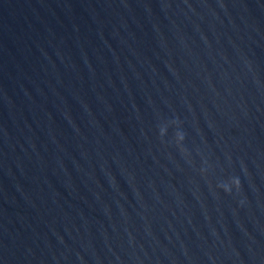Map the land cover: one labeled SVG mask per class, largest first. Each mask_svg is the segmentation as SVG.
Returning <instances> with one entry per match:
<instances>
[{
  "label": "water",
  "instance_id": "1",
  "mask_svg": "<svg viewBox=\"0 0 264 264\" xmlns=\"http://www.w3.org/2000/svg\"><path fill=\"white\" fill-rule=\"evenodd\" d=\"M0 264H264V0H0Z\"/></svg>",
  "mask_w": 264,
  "mask_h": 264
}]
</instances>
